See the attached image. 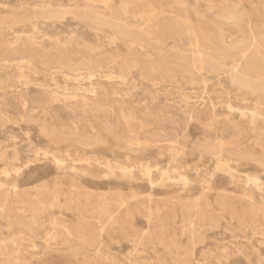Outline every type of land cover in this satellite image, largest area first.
<instances>
[{"label":"rangeland","instance_id":"374dc122","mask_svg":"<svg viewBox=\"0 0 264 264\" xmlns=\"http://www.w3.org/2000/svg\"><path fill=\"white\" fill-rule=\"evenodd\" d=\"M176 1L0 0V264H264V0Z\"/></svg>","mask_w":264,"mask_h":264},{"label":"bare ground","instance_id":"6f19581e","mask_svg":"<svg viewBox=\"0 0 264 264\" xmlns=\"http://www.w3.org/2000/svg\"><path fill=\"white\" fill-rule=\"evenodd\" d=\"M183 1V0H182ZM198 1V0H197ZM210 4V8L213 9L215 8V5L212 4V1L209 0L208 1ZM176 4L180 7H186V3L179 1H176ZM40 9V8H39ZM68 12V11H66ZM76 12V11H75ZM43 13H46L48 15H54L56 14L55 11H53L51 8L46 9L44 11L43 9ZM81 13V12H80ZM83 14V13H82ZM81 14V15H82ZM196 15V14H195ZM95 18L101 23V24H105V25H109L111 26L116 32H118V35L121 36H128L127 34L130 33L132 34L137 40L141 41L142 43L145 44H149L152 45L154 48H158L161 49V47L165 44V40H161L158 39L155 34L154 31L152 30V23L154 22L155 16H151V15H147L145 16L142 20L145 21V24L148 28L144 29L140 26L138 27H134L133 25H128L126 22H124L123 20H113L110 18H106V17H101V16H95ZM228 23L231 24L234 28H236V22H235V18H228L227 19ZM214 24V23H213ZM250 27V26H249ZM162 30L165 31L166 33H173V28L165 25L162 27ZM246 30V29H245ZM252 32V31H251ZM186 33V31H185ZM184 37V35H183ZM231 37V35L227 36L226 35V31H224L221 34V42L222 45L224 46V48L229 51V52H238V48L239 45H237V43H234L232 41H229V38ZM254 37V36H253ZM204 43V41H203ZM54 50V49H53ZM131 58V57H130ZM181 59L180 58V54L179 52L174 48H170L168 53H167V57L166 59ZM237 59V57H236ZM185 60L187 63H189L190 65L193 66H203L205 64L210 65L212 68L214 69H219V70H226V64H220V63H216L213 60L209 59L208 57L204 56L200 50L198 48L194 49L192 51V53L190 55H188L187 58L183 59ZM180 65V64H179ZM179 67V66H178ZM229 74H230V78L233 79L236 83L238 84H242L254 89H260L264 91V78H260L258 75H253L251 73L246 72L244 69H242V67L240 66V64L238 63H234L230 70H229ZM122 78V77H121ZM234 82V83H235ZM76 84V83H75ZM98 84V83H97ZM214 109V108H213ZM79 134V133H78ZM86 138V137H85ZM84 141V140H83ZM82 141V142H83ZM91 148V147H90ZM246 154V153H245ZM50 162V161H49ZM221 164V163H220ZM150 178V177H149ZM209 184V183H208ZM152 185V183H151ZM104 205V204H103ZM151 207V206H150ZM110 221V220H109ZM93 229V228H92ZM40 236V235H39ZM142 241V240H141ZM200 241V240H199Z\"/></svg>","mask_w":264,"mask_h":264}]
</instances>
